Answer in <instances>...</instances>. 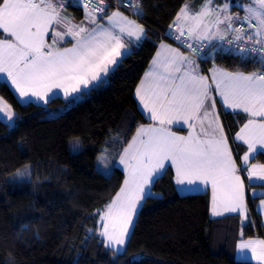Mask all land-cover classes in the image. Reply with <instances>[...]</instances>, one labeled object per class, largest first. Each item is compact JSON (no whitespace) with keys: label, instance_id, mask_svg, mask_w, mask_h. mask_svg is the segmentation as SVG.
<instances>
[{"label":"snow or ice","instance_id":"6c2138e0","mask_svg":"<svg viewBox=\"0 0 264 264\" xmlns=\"http://www.w3.org/2000/svg\"><path fill=\"white\" fill-rule=\"evenodd\" d=\"M116 3L142 15L139 0ZM233 3L201 0L195 10L190 3L180 8L169 25L180 47L161 43L134 92L149 123L139 125L111 160L108 149L102 150L99 162L124 176L115 196L97 213L107 249L126 252L143 203L158 196L153 188L170 170L178 192L210 190L211 216L238 218L241 236L253 223L249 201L259 198L257 209L264 207V164L250 163L264 154V0L236 3L243 16L231 13ZM66 6L82 8L80 23L66 14ZM110 7L109 0H0V83L8 84L22 105L38 106L61 94L67 104H75L105 85L146 38L137 19L118 8L109 12ZM217 40L224 43H211ZM204 41L214 51L259 67L250 73L213 67L210 75L202 74ZM221 115L246 121L231 137L232 143L240 142L237 148L247 146L243 156H234ZM15 119L11 105L0 97V121ZM237 247L242 261L264 264V239L242 240Z\"/></svg>","mask_w":264,"mask_h":264},{"label":"trees","instance_id":"16d2710c","mask_svg":"<svg viewBox=\"0 0 264 264\" xmlns=\"http://www.w3.org/2000/svg\"><path fill=\"white\" fill-rule=\"evenodd\" d=\"M187 1L139 0L146 38L105 85L75 104L60 97L46 106L22 105L8 84L0 83V96L16 114L12 126L0 121V264H253L234 259L230 251L238 236L264 237L254 201L248 203L253 223L241 236L238 218H212L209 191L180 194L173 170L154 186L158 196L143 203L126 252L107 249L99 236L97 213L124 176L112 167L105 174L98 159L107 148L111 160L139 125L149 123L134 92ZM67 8L75 20L83 18L82 8ZM210 54L207 67L214 62L246 73L259 67L220 49ZM225 120L232 136L246 122L233 115ZM75 137L82 149L71 153L69 141ZM237 149L242 154L246 147ZM253 162L264 164V154ZM26 164L32 166L31 179L12 180Z\"/></svg>","mask_w":264,"mask_h":264},{"label":"crops","instance_id":"0c3cea01","mask_svg":"<svg viewBox=\"0 0 264 264\" xmlns=\"http://www.w3.org/2000/svg\"><path fill=\"white\" fill-rule=\"evenodd\" d=\"M214 2L216 3V4H222L223 2H225V0H214ZM186 3H190L191 4V7H192V9L193 10H195V9H197L199 6H200V3H201V0H188ZM185 3V4H186ZM184 4V5H185ZM183 5V6H184ZM232 8H234V9H232ZM230 11H231V13H233L234 11H239L240 13H242V16L244 15V12L242 11V9H240V8H238V7H236L235 5H233V6H231L230 7ZM66 14L67 15H69L70 17H72V14H71V12L70 11H68V8L66 7ZM73 18V17H72ZM74 19V18H73ZM83 19V18H82ZM81 19V20H82ZM81 20H75L74 19V22L75 23H80V21ZM221 27H223V26H221ZM145 28V27H144ZM145 30H146V28H145ZM146 34H147V31H146ZM161 43H167V44H169V45H171L172 47H177L176 45H174L173 43H171V42H169V41H167V40H162L160 43H159V45L161 44ZM159 45H158V48H157V50L159 49ZM64 46H70V45H64ZM157 50H156V52H157ZM181 51H183V50H181ZM217 51V49L214 51H212L211 52V54H210V58L212 57V55L214 54V52H216ZM184 52V51H183ZM156 54V53H155ZM186 54V53H185ZM155 56V55H154ZM154 58V57H153ZM199 63V62H198ZM213 67H220V68H223V67H221V66H219V65H217V64H215L214 62H212L211 64H210V66L208 67V68H205L202 64H200V68H201V72H202V74H208V75H210V69L211 68H213ZM148 69H149V67H148ZM147 69V70H148ZM146 70V71H147ZM229 71V70H228ZM246 73V72H245ZM61 98H63V96H62V94H61ZM64 99V98H63ZM137 100V99H136ZM137 103H138V100H137ZM217 111L218 112H221L222 113V108L219 106V104H218V106H217ZM14 112V111H13ZM14 114H15V112H14ZM15 117H16V114H15ZM16 120V119H15ZM15 120H14V122H15ZM4 122H6V123H13V122H9V121H7V120H5ZM221 123L224 125V127H225V132H226V135H228L229 136V138H230V146L231 147H233V149H234V156L237 154V152H238V149H237V146H236V144H240V142H236V143H232V141H231V137H233L231 134H230V131H229V129H228V126H227V124H226V120H225V115H221ZM242 127V126H241ZM174 131H176V129L174 128L173 129ZM239 131V130H238ZM177 134H179V135H186L187 134V130L185 129V130H183V131H181V132H178L177 131ZM241 146H244V147H246V149H247V146L246 145H241ZM246 151V150H245ZM245 151H243V153L242 154H239V156H243V154H244V152ZM238 162V164L240 163V161L238 160L237 161ZM250 163H254L253 162V159L252 160H250ZM256 164H262V163H260V162H255ZM173 172H174V170H173ZM246 182V184L248 183L247 182V180L245 181ZM256 183H259V182H256ZM255 191L257 192V196L259 197V192H260V189H255ZM209 192H210V190H209ZM180 193V192H179ZM199 193H201V192H199ZM180 194H182V195H185V194H195V193H180ZM210 194H211V192H210ZM254 203H255V212H256V214L259 216V220H260V223H261V226H262V228L264 229V207H262V208H259V209H257V207L256 206H258L259 204H260V199L259 198H257V199H255L254 200ZM248 208H249V206H248ZM248 215L250 216V218H251V214H250V209H249V211H248ZM137 218V217H136ZM213 218V217H212ZM219 218H221V217H216V218H214V219H219ZM135 221H136V219H135ZM247 239H264V237H252V238H247ZM246 238H239V236L235 239V241L233 242V245H232V247H231V251H230V253L232 254V256L234 257V259H236V260H242V257H241V253H240V251H239V249H238V244L242 241V240H247ZM247 255L250 257L251 256V253L250 252H248L247 253ZM248 261H251V262H253V264H257V262L254 260V259H248Z\"/></svg>","mask_w":264,"mask_h":264},{"label":"built area","instance_id":"2783aa9c","mask_svg":"<svg viewBox=\"0 0 264 264\" xmlns=\"http://www.w3.org/2000/svg\"><path fill=\"white\" fill-rule=\"evenodd\" d=\"M109 3L111 4V7L108 9L109 12L117 10V8H118L119 11L123 12L124 15L128 16L130 19H137L138 23H141L143 21L144 11H142V15L137 16L134 9L132 7H130L128 4H124L123 6L118 7L116 0H109ZM139 5L141 7L140 2H139ZM66 7H69V6H66ZM237 26H239V25H237ZM244 26L246 27V24ZM173 31L174 30H170V28H168V30L163 34V37L165 40L173 43L177 47H180L179 42L173 40L170 36V32H173ZM203 43L206 45V47L204 49H202L201 51H202V54H203L205 59H204L203 63H200L199 59H198V62L200 64H202L204 67H207L208 66L207 65L208 57H209V54L213 51V48L208 46L209 45L208 41H204ZM211 43L214 45H219V44H223L224 42L217 40V41L211 42ZM225 47L227 48V47H231V46L225 45ZM181 50H183L187 54L188 50L186 49V47H181ZM217 50H219V49H217Z\"/></svg>","mask_w":264,"mask_h":264},{"label":"rangeland","instance_id":"374dc122","mask_svg":"<svg viewBox=\"0 0 264 264\" xmlns=\"http://www.w3.org/2000/svg\"><path fill=\"white\" fill-rule=\"evenodd\" d=\"M248 2H249V0H234L233 5H235L236 3L245 4L246 5ZM232 9H234V8H232ZM232 14H234V15L235 14H239V15L242 16V13H240L239 11H234ZM9 124L13 125L14 123H9ZM77 142H79V144H80L79 148L76 147ZM69 148H70L71 153H77V152L81 151V149H82L81 139L78 138V137L70 139ZM97 166L102 172H104L107 175L111 171V165H109L108 167H105L104 164L99 162V159H98V162H97ZM31 171H32V166L30 164H26L24 167H22L20 170H18L17 172H15L12 175V180H17V181L29 180V179H31ZM117 252L122 253L120 251H117Z\"/></svg>","mask_w":264,"mask_h":264}]
</instances>
